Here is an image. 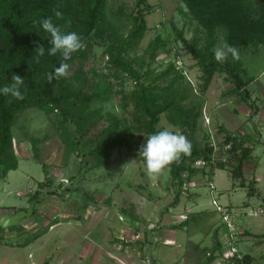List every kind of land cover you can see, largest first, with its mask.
Segmentation results:
<instances>
[{
  "label": "rangeland",
  "instance_id": "1",
  "mask_svg": "<svg viewBox=\"0 0 264 264\" xmlns=\"http://www.w3.org/2000/svg\"><path fill=\"white\" fill-rule=\"evenodd\" d=\"M138 1L107 0L106 11L112 30L121 36L127 35L132 26L129 15L136 10ZM255 2L251 0L245 7L252 17L257 18L259 8ZM147 4L153 7V10L146 14L149 28L137 50L130 54L135 58L134 66L142 73H147V77L142 80L148 84L166 68V65L159 64V60L163 62L160 57H166L165 53H161L155 60H152L148 53L149 43L161 33L171 41V56H168L182 62L184 78L176 86L180 85V88L190 91L189 99L184 102L185 106L194 108L203 103L196 132L199 142L203 143L209 139V134L211 141L218 144L217 153L222 155L224 152L220 141L224 134L218 130L222 120L228 127L238 125L246 128L248 124L254 125V135L257 138L264 137V43L234 45L240 50L241 59L236 62L242 68L243 79H253L249 85L252 100L255 102L252 107L243 102L237 94H225L235 86L225 73H216L210 88L202 94L200 88L203 72L198 58L185 46L178 34L183 32L184 38L189 41L201 38L198 44L200 47L206 43L205 28L194 17L184 0H144L142 6ZM228 35L227 28H217V47L224 41L231 44ZM106 42L105 38L95 36L90 46H85L89 54L83 63L82 73L85 75L81 80L74 79L73 87L78 88L81 82L84 88H87L97 82L102 73L110 74L114 83L113 95L102 107L104 112L110 111L120 120L116 146L108 149L109 156L105 162L96 165L100 156L94 158L89 155V149L86 151L77 146V150H74L64 142L66 131L60 124L62 117L36 107L27 108L19 114L13 127V143L20 165L6 176L0 175V209L28 208L33 190L35 192L39 189L47 191L48 188H60L64 193L62 200L65 201L61 210H75V215L70 214V220L74 219L72 222L82 226H76L79 230V240L85 241L89 238L85 230L80 228H87V224L95 216L100 218V227L109 228L110 234L112 233L116 240L133 242V246H123L121 242L117 246L124 254L132 258L137 257L142 263L202 264L205 253L208 254V251L217 248L218 242L223 247L229 240L220 214L215 211L212 203L213 197H216L221 203L232 206L238 213V222L244 230L237 239L239 249L251 253L255 257V264H264V236L261 235L264 234V212L254 214L255 210L264 209V144L249 143L254 145V158L244 165L243 170L248 179H256L253 189L251 188L252 195L249 194L248 188L240 186L241 179H233L228 166V169L215 170L211 180L214 181L216 190H211L210 185L203 179L205 176L199 173L192 179L198 185L188 187L179 205L170 206L174 198L171 174L161 177L158 181L150 180L144 161L139 156L141 145L146 143L149 134L145 131L144 117L133 98V93L138 88L136 80L127 75L114 76V70L108 66V57L104 53ZM79 66V61L70 64V76ZM174 77V74H170L157 80L156 84L167 85ZM253 108L257 111L254 112ZM246 111L250 112V115H247ZM110 121L111 119L108 122L105 118L101 119V123L88 132L87 139L97 134ZM70 124L72 125L71 122ZM158 126L182 132L179 126L169 121L166 113L161 115ZM67 135L68 138L72 137L70 133ZM34 137L42 139L45 165L33 157ZM29 155L31 156L24 158ZM47 171L57 181L48 187L39 186V182L45 180ZM59 177L63 178L58 180ZM69 187L73 190H68ZM196 194L198 197L196 196L197 202L194 204L192 201L196 198L192 196ZM189 208L191 212L188 217L193 216L194 212L200 215H197L196 219L193 218L194 220L191 219L187 226L175 227L174 225L183 221L180 215L186 214ZM75 218L80 220L77 222ZM38 224L42 226V220L38 221ZM52 234L55 236L54 232ZM60 235L59 230L57 236ZM202 248H206L207 252L201 250ZM219 257L214 264H230Z\"/></svg>",
  "mask_w": 264,
  "mask_h": 264
},
{
  "label": "trees",
  "instance_id": "2",
  "mask_svg": "<svg viewBox=\"0 0 264 264\" xmlns=\"http://www.w3.org/2000/svg\"><path fill=\"white\" fill-rule=\"evenodd\" d=\"M144 0H139L136 10L130 13L132 26L127 35L121 36L117 31L112 30V24L107 16V0H0V88L11 83L13 74H18L25 79L22 91L25 92V99L16 100L11 96L0 93V172L6 176L9 171L19 167V157L13 143V127L21 112L30 107H36L46 113H57L62 117L61 127L66 131L64 142L72 146L74 150L78 147L89 149L92 157L98 158L96 165H101L109 156L108 149L116 146L117 134L120 129V120L112 112H104L103 103L111 100L114 90V83L110 74L102 73L99 80L87 88L80 82L78 88L73 87L76 81L84 78L83 63L88 59V51L82 50L73 53L67 61L70 65L79 61V69L74 71L72 76L67 78L53 79L48 82L47 74L53 73L63 61L62 55L58 52L55 56L48 55L51 47L50 34L42 29L40 21L52 17L53 22L61 27L65 33L76 32L84 38L85 46H90L92 38L97 36L107 40L104 53L108 57V66L114 70V76L124 77L127 75L136 80L138 88L133 93V98L140 108L144 117V126L147 134L151 135L164 130L158 126L161 115L166 113L171 123L179 126L184 135L191 141L193 148L191 154L182 156L181 162L171 166V185L174 198L170 206L180 204L184 194V186L189 184L199 173L208 175L213 179L217 168L231 170L232 177L241 179L240 186L248 188L252 195L256 179H248L244 174V165L254 158V143H263L260 137L254 139L250 134L232 132L223 124L219 125L221 136L220 144L231 143L228 150L229 158L222 161L218 151L215 149L210 135L207 140L200 143L196 137L199 117L202 114L203 103L196 107L185 106L184 102L189 99L190 91L187 88L176 86L183 78L184 72L178 66L176 59L171 56L168 37L158 33L148 45V53L152 60L157 59L161 53L168 56L167 62H160L166 68L155 78L146 84L142 79L146 76L135 66V58L131 52L137 50L143 40L149 26L146 21V14L153 10L152 5L142 6ZM190 7L194 17L206 30V43L198 46L201 38H194L192 41L184 38L183 32L179 37L185 46L198 58L199 66L203 72L201 75V93L205 94L216 73H225L235 86L228 89L226 95L237 94L243 102L254 105L249 85L253 79H243L242 68L236 61L229 58L224 62H217L213 49L217 47V28L225 27L229 30L230 43L233 45L244 43H264V0H255L259 8L258 17H252L245 6L251 0H184ZM53 9L59 10L63 19H56ZM253 15V14H252ZM70 21V24L68 23ZM67 24V26H65ZM203 39V38H202ZM40 45L45 47V54L37 58L36 48ZM96 69H94L95 71ZM96 72V71H95ZM151 73V72H150ZM174 74L175 77L164 86L156 84V81ZM86 78V77H85ZM26 89V91H25ZM253 111L257 109L253 108ZM111 119L110 123L103 126L101 130L87 139L88 132L101 123V119ZM72 123V125L70 124ZM72 128H71V127ZM68 128V130H67ZM68 133L72 137L68 138ZM42 139L32 138L33 157L44 165L43 152L41 148ZM82 143V144H81ZM249 143H253L252 146ZM86 153V152H84ZM220 157V158H219ZM198 161L204 163L203 167L196 165ZM45 167V166H44ZM52 178L46 173V179L39 182V186H50ZM236 182V181H234ZM68 190H73L69 187ZM58 189H48L47 193H56ZM41 190L32 194L30 200H40L38 196ZM184 219L175 227L189 225L191 219H196L200 213ZM193 219V220H194ZM224 229L226 226L223 225ZM1 228V227H0ZM249 233L248 231H245ZM264 236V234H261ZM136 242L141 243L139 240ZM126 246H133V242H125ZM198 248V244L196 245ZM200 250V249H199ZM207 252L206 248H202ZM223 254L222 244L205 253V260L202 264L215 263L218 256ZM241 257L237 254L227 258L226 261L233 264H255V257L249 252H242Z\"/></svg>",
  "mask_w": 264,
  "mask_h": 264
},
{
  "label": "crops",
  "instance_id": "3",
  "mask_svg": "<svg viewBox=\"0 0 264 264\" xmlns=\"http://www.w3.org/2000/svg\"><path fill=\"white\" fill-rule=\"evenodd\" d=\"M234 111L237 112V110ZM246 114L250 115V112L246 111ZM221 124L232 132L239 130L243 134H250L254 139H258L254 135V125L248 124L246 128L238 125L228 127V124L226 123V125L223 120L220 122ZM263 138L260 136L262 142H264ZM41 147L43 150L42 145ZM48 176H50L49 173ZM50 177L54 183L56 179ZM62 178L59 177L58 180ZM32 192L35 193L36 191L33 190ZM19 194L22 193L19 192ZM38 196L40 200L35 199L38 205H35L33 216L23 220L17 226L0 228V264H145L137 257L132 258L130 255L124 254V251L118 248L119 242L126 246L124 241L127 242V240H116L115 237H112L113 234H110L109 228H101L99 217L94 216L91 222L87 224V228H80L85 230L89 238L85 241L79 240V230L76 226H82L72 222L74 219L70 220V214L75 215V210H61L65 203L62 200L63 191L58 190L56 193L41 191ZM196 196L198 197L197 194L192 196L194 199L196 198L192 201L194 204L197 202ZM32 200L29 199V202ZM22 209L23 207L19 209L6 207L0 209V215L15 213ZM40 220L43 222L42 226L38 224ZM79 220L76 219L77 222ZM59 230L61 235L57 236ZM53 232L55 236H53Z\"/></svg>",
  "mask_w": 264,
  "mask_h": 264
},
{
  "label": "clouds",
  "instance_id": "4",
  "mask_svg": "<svg viewBox=\"0 0 264 264\" xmlns=\"http://www.w3.org/2000/svg\"><path fill=\"white\" fill-rule=\"evenodd\" d=\"M53 12L56 19H63V15L59 10L53 9ZM68 23L70 24V21ZM40 24L42 29L51 37V47L48 49V55L55 56L59 52L63 57L59 67L55 68L54 74H47L48 82L51 83L53 79L69 77L71 73L67 61L73 53L85 48L84 38L76 32H63L61 27L53 22L52 17L43 19ZM213 52L217 62L222 63L229 56L234 61L241 59L239 48L226 41L214 48ZM35 53L37 58L44 56L45 47L43 45L38 46ZM24 84L25 79L23 77L13 74L11 83L0 88V93L22 101L25 99V92L21 90ZM192 148L193 145L186 135L179 130L172 131L166 128L148 136L146 143L141 145L139 156L144 161L149 179L158 181L161 177H166L170 173L173 164L178 165L181 162L182 156L190 155Z\"/></svg>",
  "mask_w": 264,
  "mask_h": 264
},
{
  "label": "built area",
  "instance_id": "5",
  "mask_svg": "<svg viewBox=\"0 0 264 264\" xmlns=\"http://www.w3.org/2000/svg\"><path fill=\"white\" fill-rule=\"evenodd\" d=\"M160 59H162V61L165 63L167 62V60L169 59L166 55L161 56ZM176 63L178 64V66L182 65V62L180 60L176 59ZM215 149H218V144L213 142ZM231 148V143L225 144V146H223V154L221 155V160L226 162L229 158V153L228 150ZM196 165L203 167L204 163L202 161H198L196 163ZM206 182V184L208 183L210 185L211 190H216V186L214 181H212L211 179H209L208 175H205V177L203 178ZM198 185V183L195 181H191L189 184L184 186V193L187 192V190L189 189L188 187H191L193 185ZM189 185V186H188ZM212 203L215 207V211L218 212L220 214L221 217V221L222 224L226 226V231H227V235H228V243L222 247V251L223 254L219 257V259L222 258V260H226L227 258H230L231 256H234L235 254H237L239 257H241L240 254V249L238 247V242L237 239L239 237V234L244 233V230L240 224V222H238V213L232 208V206L227 205V204H223L220 202V200H218V198L213 197ZM191 210L190 208L187 210L186 214H182L180 215L182 218V220L187 219L188 218V213H190ZM264 209L260 208L259 210H255L254 214L256 213H263ZM218 260V258H217ZM220 262H218L219 264ZM230 264H233L232 262H230Z\"/></svg>",
  "mask_w": 264,
  "mask_h": 264
},
{
  "label": "water",
  "instance_id": "6",
  "mask_svg": "<svg viewBox=\"0 0 264 264\" xmlns=\"http://www.w3.org/2000/svg\"><path fill=\"white\" fill-rule=\"evenodd\" d=\"M36 201L32 200L28 208L18 210L15 213H5L0 215V227L8 228L19 225L23 220L34 215Z\"/></svg>",
  "mask_w": 264,
  "mask_h": 264
}]
</instances>
